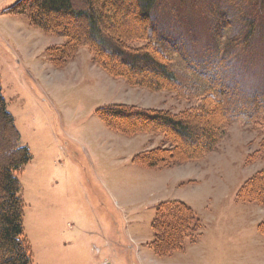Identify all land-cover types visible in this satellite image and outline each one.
Returning a JSON list of instances; mask_svg holds the SVG:
<instances>
[{
	"label": "rangeland",
	"instance_id": "1",
	"mask_svg": "<svg viewBox=\"0 0 264 264\" xmlns=\"http://www.w3.org/2000/svg\"><path fill=\"white\" fill-rule=\"evenodd\" d=\"M24 4L0 0V80L19 145L32 156L19 174L32 264H264V206L238 201L264 169V113L249 124L228 122L210 154L154 169L136 157L174 145L162 134L126 136L99 113L125 105L199 114L209 107L202 99H213L203 90L205 73L249 99L264 93V0L158 1V24L185 51L169 59L192 82L180 93L110 75L87 46L74 49L65 34L34 25ZM235 37L250 42L237 46ZM65 44L68 55L58 59ZM169 201L191 208L195 226L161 252L152 225Z\"/></svg>",
	"mask_w": 264,
	"mask_h": 264
},
{
	"label": "trees",
	"instance_id": "2",
	"mask_svg": "<svg viewBox=\"0 0 264 264\" xmlns=\"http://www.w3.org/2000/svg\"><path fill=\"white\" fill-rule=\"evenodd\" d=\"M158 1L24 0L22 13H28L29 20L46 32L65 34L69 46L74 49L87 46L95 54V62L110 75L126 78L135 86L180 93L181 89H192V82L191 79L183 82L169 59L171 54L182 56L185 51L179 39L174 40L158 24L155 17L160 7ZM129 9L132 18L126 14ZM62 18L67 19L61 21ZM139 41L148 43L136 47L135 43ZM233 41L237 46L250 42L241 37H235ZM65 46L57 52L58 59L68 55ZM204 75L203 90L213 99H202L209 100V107L203 105L199 114L194 112L177 117L164 111H141L115 105L99 110L100 117L105 124L126 136L149 132L162 134L174 145L172 152L157 147L140 154L136 158L142 166L170 168L210 154L215 151L228 122L243 119L249 124L264 113V93L249 99L237 88H231L228 82L214 79L207 73ZM0 127V136L5 143L3 147L0 141V264H32V248L25 238V202L19 180V174L31 162L32 156L27 147L19 145L20 134L13 116L6 109L1 80ZM248 183L240 190L238 201L264 206V169ZM193 222V211L185 203H160L152 225L153 246L161 252L176 248L181 243L182 233L194 228ZM258 228L264 236V220Z\"/></svg>",
	"mask_w": 264,
	"mask_h": 264
}]
</instances>
